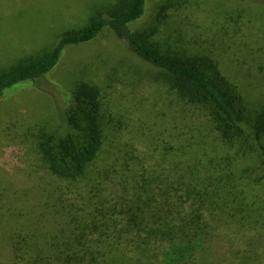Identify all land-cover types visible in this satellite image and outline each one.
<instances>
[{
	"label": "trees",
	"instance_id": "obj_1",
	"mask_svg": "<svg viewBox=\"0 0 264 264\" xmlns=\"http://www.w3.org/2000/svg\"><path fill=\"white\" fill-rule=\"evenodd\" d=\"M179 7L164 0L149 16L148 0H114L46 51L0 70L2 100L43 83L69 47L108 30L206 123L187 142L171 140L172 161L155 150L143 158L150 166L132 164L98 85L41 84L59 122L33 132L51 181L28 196L0 194V249L15 264H205L201 252L218 261L229 249L264 264V102L252 110L214 54L156 39Z\"/></svg>",
	"mask_w": 264,
	"mask_h": 264
},
{
	"label": "rangeland",
	"instance_id": "obj_2",
	"mask_svg": "<svg viewBox=\"0 0 264 264\" xmlns=\"http://www.w3.org/2000/svg\"><path fill=\"white\" fill-rule=\"evenodd\" d=\"M113 1L0 0V70L46 51L64 32L82 28ZM148 1L150 16L164 0ZM174 1L179 10L171 13L156 39L163 46L214 54L252 110L264 102V0ZM149 16L134 28L144 27ZM159 73L108 30L92 43L69 47L43 83L19 87L0 100V194L28 196L38 184L45 187L51 181L39 166L33 136L37 125L59 124L54 100L40 91L43 84L69 91L81 82L98 85L112 114L115 142L124 144L132 164L145 162L144 156L155 150L170 161L171 140L185 135L181 141L187 142L206 123L199 109L172 95L158 80ZM258 192L264 195V182ZM229 250L218 261L210 250L199 258L205 264H260ZM0 264H15L9 249H0Z\"/></svg>",
	"mask_w": 264,
	"mask_h": 264
}]
</instances>
